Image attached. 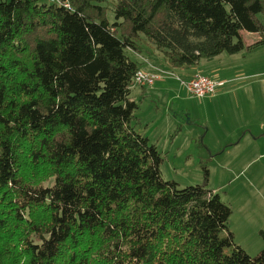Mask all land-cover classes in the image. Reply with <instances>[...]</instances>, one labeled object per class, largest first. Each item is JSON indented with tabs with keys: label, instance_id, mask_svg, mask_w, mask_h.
I'll return each instance as SVG.
<instances>
[{
	"label": "trees",
	"instance_id": "obj_1",
	"mask_svg": "<svg viewBox=\"0 0 264 264\" xmlns=\"http://www.w3.org/2000/svg\"><path fill=\"white\" fill-rule=\"evenodd\" d=\"M104 2L0 0V264H264L207 182L163 179L129 53L141 37L178 69L252 53L264 0H116L114 22Z\"/></svg>",
	"mask_w": 264,
	"mask_h": 264
},
{
	"label": "crops",
	"instance_id": "obj_2",
	"mask_svg": "<svg viewBox=\"0 0 264 264\" xmlns=\"http://www.w3.org/2000/svg\"><path fill=\"white\" fill-rule=\"evenodd\" d=\"M242 35L247 46L262 40L259 34L243 32ZM260 51H264V47L252 53L243 52L233 56L222 54L213 60H202L195 66L179 69L170 67L164 56L156 50L134 53V59L146 71L178 73L183 80H189L195 73L201 72L225 83L216 96L198 101L203 112L197 118L200 127L188 126L187 141H200L206 152L203 156L213 168L208 170L211 178L222 179L220 176H224L230 179V183L240 182L234 197L240 210L239 218H242L238 226L240 235L247 231V225L252 223L253 218L264 216V60L262 57L248 59V56ZM160 84L166 86L162 80L152 88L135 87L131 93L132 99L138 91L137 99H132L139 106L134 123L159 152L162 143H172L171 132L170 135L162 136L167 129L162 119L170 115L171 108L163 103L166 94ZM168 130L171 131L170 126ZM231 208L234 213L233 204ZM258 228L263 227L253 224L249 230Z\"/></svg>",
	"mask_w": 264,
	"mask_h": 264
},
{
	"label": "rangeland",
	"instance_id": "obj_3",
	"mask_svg": "<svg viewBox=\"0 0 264 264\" xmlns=\"http://www.w3.org/2000/svg\"><path fill=\"white\" fill-rule=\"evenodd\" d=\"M116 4V0H105L104 6L108 8V19L110 22L115 21L113 8ZM139 47L144 50L155 48L144 38L141 37L138 41ZM140 48V50H141ZM133 57L134 53L129 52ZM261 53V54H260ZM262 57L264 60V51H260L252 56H248V59L257 60ZM264 72V69H262ZM178 78L182 77L178 73H174V77H166L163 81L166 82V86L163 87L166 94V98L163 103L171 108L170 115L164 116L162 122L166 123L165 132L162 136L165 137L169 132L172 136V143L167 145H161L160 153L163 156L164 162L161 166L162 177L166 181H174L179 185V188H187L192 186H203L206 185L209 189L214 190L219 194L225 203L234 205V213L231 216V231L235 237V242L239 245L248 255L251 257L257 256L264 248V239L261 236V232H264V216L259 215L253 218L252 223L247 225V231L240 235L239 223L242 218L240 216V210L237 209V204L234 199L236 194V186L240 182H231L230 179L220 176L208 177L209 181H206L205 170H212L211 163L206 160L205 150L202 148L200 141L198 143H190L187 141L188 137V126L200 127L198 117H201V107L198 105L199 99H195L189 95L186 88L182 85ZM157 83H161L157 82ZM156 83V84H157ZM137 90L133 94L132 99L136 100ZM173 97V98H172ZM147 106L142 108L146 109ZM139 113V111H138ZM165 114V113H164ZM133 125L136 126L134 123ZM181 127L179 128V126ZM171 128V131L168 128ZM137 131L141 133L139 126L136 127ZM181 129L183 130L181 134ZM142 134V133H141ZM227 180V181H226ZM52 179L44 183V186L52 185ZM234 199V200H233ZM231 202V203H230ZM231 204V206H232ZM233 211V208H232ZM258 228L256 230H249L252 225ZM225 235V233H224Z\"/></svg>",
	"mask_w": 264,
	"mask_h": 264
},
{
	"label": "built area",
	"instance_id": "obj_4",
	"mask_svg": "<svg viewBox=\"0 0 264 264\" xmlns=\"http://www.w3.org/2000/svg\"><path fill=\"white\" fill-rule=\"evenodd\" d=\"M166 77H174V74L161 71H146L140 68L134 77L133 88H152L157 82L164 80ZM178 80L181 81L191 97L199 100L216 96L219 88L225 85L224 82L216 81L201 72L195 73L189 80L180 78Z\"/></svg>",
	"mask_w": 264,
	"mask_h": 264
}]
</instances>
